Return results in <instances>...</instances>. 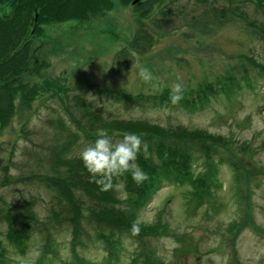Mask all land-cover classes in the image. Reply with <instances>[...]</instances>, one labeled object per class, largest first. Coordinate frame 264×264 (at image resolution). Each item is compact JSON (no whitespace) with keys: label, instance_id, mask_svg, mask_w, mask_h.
<instances>
[{"label":"rangeland","instance_id":"obj_1","mask_svg":"<svg viewBox=\"0 0 264 264\" xmlns=\"http://www.w3.org/2000/svg\"><path fill=\"white\" fill-rule=\"evenodd\" d=\"M260 2L264 0H159L151 18H144L155 40L142 55L130 49L140 15L133 5L120 0H112L108 10L63 22L39 24L37 16L31 62L23 76L35 95H19L18 108L23 105L29 110L23 117L18 113L0 130V169L8 164L13 151L16 166L12 174H28L37 162L33 154L44 155L47 145L54 141L59 119L77 129L58 98L74 86L107 117L207 129L249 142L254 148L252 166L258 167V175L249 185L243 181L240 194L233 168L221 164L222 186L216 189L215 203L206 198L195 209V203L190 202L191 185L170 182L141 211L140 220L154 224L161 215L168 225L169 233L148 239L162 264H264V77L248 61L249 56H254L264 64V39L256 36L253 26H248L241 16L230 11L228 21L221 23L213 13V8L228 9L232 3L257 23L264 21L263 10L257 8ZM125 49L132 59L126 68L120 67L118 56ZM141 68L152 73L151 80L139 77ZM176 82L184 86L187 99L196 100V110L192 103L127 105L96 91L158 96L171 92ZM211 83L220 90L219 95L207 89ZM81 86L85 89H79ZM224 87L235 91L228 95ZM205 95L208 96L201 104L200 98ZM26 123L27 129L22 131ZM81 141L77 155L89 144L85 138ZM0 195L11 203L35 197V209L42 220L47 219L55 204L54 196L34 185L0 187ZM122 195L125 196L123 192ZM248 195L257 222L250 220L245 211H250ZM71 229L68 224L52 228L55 239L48 251L45 235L38 232L24 253L10 245L9 264H150L147 259L137 258L139 245L129 236L122 238L118 257L110 259L104 241L98 240L92 230L91 237L76 245ZM5 231L6 223L0 217V236L7 244ZM135 259L138 261L133 263Z\"/></svg>","mask_w":264,"mask_h":264},{"label":"trees","instance_id":"obj_2","mask_svg":"<svg viewBox=\"0 0 264 264\" xmlns=\"http://www.w3.org/2000/svg\"><path fill=\"white\" fill-rule=\"evenodd\" d=\"M120 1L123 4H132L134 0ZM158 1L140 0L134 5L140 20L130 49L140 55L146 53L155 40L145 19L151 18ZM112 5V0H0V130L18 113H23L20 115L23 117L29 110L23 105L18 108L19 95L22 97L35 95L30 91L23 76L31 62L34 35L37 34L32 32L36 17L38 16L39 24L63 22L81 18L90 12L108 10ZM257 8L264 13V2L257 4ZM213 10L214 17L221 23L228 21L227 14H230V11L234 16L235 14L241 16L248 26H253L251 28L255 30L254 34L264 39V21L251 22L239 6L231 3L228 9L222 7ZM162 12L160 9L159 13ZM142 41L145 44L141 46ZM128 52L125 49L119 53L120 67L126 68L131 65L132 59L128 58ZM248 61L259 70L258 74L264 77V64L258 62L254 56H249ZM235 87L240 90L239 85ZM79 89L85 88L81 86ZM207 89L211 94L219 95L220 90L213 84L208 85ZM96 91L106 93L114 97L116 102L127 105L133 102L143 105L150 102L155 105L171 104L169 91L158 96L144 94L134 96L101 89ZM200 91H205V88ZM223 91L231 95L235 89L232 88L230 92L229 87H224ZM208 95L200 98L201 104ZM58 96L59 93L56 94V97ZM58 98L69 112V119L77 129L73 130L59 119L54 141L47 145L44 155L33 154L37 162L28 174H12V168L16 166L14 160L16 152L13 151L8 164L0 169L3 172L0 187L7 189L19 185L44 187L54 196L55 204L51 205L47 219L42 220L35 209V197L25 202L11 203L0 195V217L6 223L4 236L7 241L6 244L0 236V264H9L10 245L20 253L28 251L35 232L45 235L44 246L48 251L55 239L51 229L63 224H68L72 228L73 241L76 245L91 237L92 230L98 240L104 241L110 259L118 257L122 238L129 236L139 245L141 252L137 256L138 259H147L150 264H162L155 255V250L149 247L148 239L160 233H169V227L161 216L154 224L140 220L141 211L147 208L160 189L170 182L189 183L192 187L190 202H194L197 209L206 202V198L215 203L216 189L222 186L219 181L221 164H228L233 168L238 194L241 192L243 181L249 185L252 177L258 175V167L255 164L256 167L252 166L254 148L249 142L207 129L189 128L184 125L161 126L147 119L107 117L91 101L78 93L75 86L68 88ZM189 103H192L195 110L199 107L196 100L191 101L186 95L178 104L185 106ZM71 107L75 110L74 113ZM26 129L27 123L21 130ZM101 132L107 133L113 142H119L123 135L129 132L142 136L143 142L147 144V151L139 154L137 163L148 173L147 181L137 186L131 174L126 173L114 177L113 187L106 192H101L99 187L90 181L75 151L81 146V138H85L91 144ZM247 203L250 211H245L250 220L257 222L252 215L254 212L249 195ZM138 220L141 221L140 233L133 236L131 226ZM182 240L186 243L184 237Z\"/></svg>","mask_w":264,"mask_h":264},{"label":"clouds","instance_id":"obj_3","mask_svg":"<svg viewBox=\"0 0 264 264\" xmlns=\"http://www.w3.org/2000/svg\"><path fill=\"white\" fill-rule=\"evenodd\" d=\"M139 77L144 81L152 79V73L146 69L139 70ZM184 97V86L179 83L171 85L170 102L178 104ZM163 126V125H161ZM147 151V144L143 142L138 133H126L119 142H113L105 132H101L94 143L88 144L79 153L84 169L90 181L95 183L101 192L109 191L114 177L131 174L132 180L140 186L149 179L148 173L143 171L137 163L141 152ZM141 221H136L131 226L133 236L140 233Z\"/></svg>","mask_w":264,"mask_h":264},{"label":"water","instance_id":"obj_4","mask_svg":"<svg viewBox=\"0 0 264 264\" xmlns=\"http://www.w3.org/2000/svg\"><path fill=\"white\" fill-rule=\"evenodd\" d=\"M138 0H135L134 3H136ZM183 263V262H182Z\"/></svg>","mask_w":264,"mask_h":264}]
</instances>
